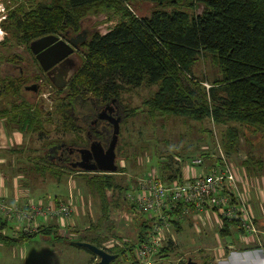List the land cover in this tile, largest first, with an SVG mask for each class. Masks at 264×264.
<instances>
[{
  "label": "trees",
  "instance_id": "1",
  "mask_svg": "<svg viewBox=\"0 0 264 264\" xmlns=\"http://www.w3.org/2000/svg\"><path fill=\"white\" fill-rule=\"evenodd\" d=\"M181 5L186 8H180ZM2 26L11 36L20 39L28 51L31 42L44 36L79 34L83 27L92 31L81 46V69L65 89L54 90L52 98L58 101L56 111L46 113V122L52 124L51 117L60 116L65 122L61 125L65 131L75 129L73 124L67 126L72 119L66 114V103H77L78 98L87 96L93 100L115 98L122 102V92L148 85L158 86V91L146 102L151 113L196 121L211 118L216 125L226 126L222 145L229 154L238 153L243 147L242 139L249 142L250 130L264 137V0H50L31 10L23 5L11 10ZM208 54L220 66L222 77L206 90L192 69ZM30 82L28 77L7 74L0 96L13 101L0 107V117H5L22 133L26 130L37 133L40 129L45 133L40 119L43 105L37 108L34 99L28 100L25 96V85ZM125 109L126 118H131L130 109ZM54 142L48 143L45 150ZM41 159L47 163L43 165L45 173L66 175L65 169L55 168ZM122 171L124 168L118 172ZM81 174L102 204L104 216L93 231L104 228L102 222L107 219L113 227L110 219L117 207L112 206L118 201L110 199L116 192H128L130 185L120 184L116 175ZM180 211L176 210L178 215ZM222 224V238L232 236L233 226L241 230L235 221L222 219ZM152 225L153 221L147 219L142 222L137 241L111 249L104 247L101 235L82 241L117 254L119 257L112 264H121V261L127 264L128 252H133L148 238ZM9 227L7 222L1 224L0 243L5 245L17 246L41 235L77 246L75 241L60 236L55 225L47 229L41 226L38 233L29 235L20 231L15 238L5 235ZM169 250L163 248L162 257Z\"/></svg>",
  "mask_w": 264,
  "mask_h": 264
},
{
  "label": "rangeland",
  "instance_id": "2",
  "mask_svg": "<svg viewBox=\"0 0 264 264\" xmlns=\"http://www.w3.org/2000/svg\"><path fill=\"white\" fill-rule=\"evenodd\" d=\"M48 2L50 0H0V93L4 90V78L8 73L19 76L20 68L28 72H30V67L39 69L38 66H34L36 59L31 54V49L28 51L25 46L21 45L20 39H16L13 35L11 36L10 31L8 32L3 28L2 24L6 21L5 17L9 16L11 10H16L21 5L26 6L27 10H31L36 8L39 3ZM179 7L182 9L186 8L185 5ZM164 8L168 10L172 7ZM86 30L92 32L90 28L83 27L79 34L82 35ZM19 60L22 63L19 64L17 62ZM192 72L196 78L203 82V87L206 90H208L207 85L212 86L214 81L222 77L220 66L209 54L197 61L193 66ZM33 83L36 84V82H30L28 86L34 85ZM157 91L158 86L143 85L137 89L130 88L121 94V101L124 107L128 108V110L130 109L132 117L124 119L120 125L118 145L120 146V151L117 164H119V169L125 168V171L111 174L116 175L115 177L120 184L126 186L128 182H131L132 185L134 177L153 169L167 175L165 170L170 168V172L174 173L173 176H176L175 171L179 169L185 160L184 155L190 149L189 146H197L201 149L200 151L207 150L208 156L212 153L216 155L219 153V148H221L235 168L237 167L235 156L233 154L230 156L222 145L223 137L227 130L226 126L216 125L211 118L196 121L187 117L164 116L157 112L151 113L146 102ZM26 92L27 95L25 96L27 99H34L37 108L40 104L43 105V113L40 119L44 122L46 132H40L42 129L37 133H34L33 130H26L24 134L29 138L30 146L34 148L44 142L41 145L42 157L44 158V149L48 143L62 138L70 142L74 134L65 131L61 127V119L57 114L51 117L53 124L46 122V113L55 112V107L58 104V101L56 102L52 98L54 90L42 91L41 95H38V93H35V95L31 94L33 93L32 91L26 90ZM11 100L13 101L10 97L1 99L0 96V107L8 105ZM42 134H45V136H42ZM174 156H176V159ZM204 156L207 157V155ZM171 157L176 162L171 161ZM186 159L191 160L189 157ZM169 164H171L170 167H168ZM237 172L240 179L238 187H241L244 179L239 169ZM81 173L83 172H75L72 181L76 197L75 206H77L80 215H75L72 218L73 221L58 222L60 236L63 238L69 237L75 241H82L83 235H91L88 231H92L94 234L101 235L100 238H104L103 245L105 244L107 249L113 248L115 244L122 245L127 242L131 244L135 240L137 241V235L141 232L142 222L146 221L147 217L136 212L131 201L127 200L130 190L122 194L116 192L115 197L110 199L111 201H118L116 205L113 204L112 206L113 208L117 207L113 209L114 212H112V218L110 219L113 227L109 226L110 223L107 219L102 222V224L104 223L102 225L105 226L104 228L98 229L99 231L96 230L97 232L93 231V227H96L100 219L103 218L102 216H104L102 204L100 198L89 188L87 189L82 180L84 176ZM42 174L41 171L33 170L32 175L29 177L30 182H40ZM137 217L140 219H137ZM219 220L217 213L211 208L204 209L201 212L190 213L183 222L179 223V225H173L167 232L166 248L170 249L167 255L164 254V257H157L151 264H185L189 259L196 264H229L231 251L243 249L245 246H252V244L257 246L255 241H251L250 238L244 244L242 243V247L237 243H229L231 241L234 242V235L231 238H219L220 234L218 232L221 226ZM41 226L45 229L48 228L46 225ZM150 233H152V229ZM8 234L13 238L18 236L10 232ZM40 236L30 238L23 245L14 248V252L20 256V264H95L97 261L96 256L87 254L84 251L79 252L73 249L66 241H54L52 239L54 242H47L44 241L45 238ZM88 237L85 236L84 238ZM227 242L229 244H225ZM255 255H253L252 262H254V259H258V256ZM206 259H209L207 263L204 262ZM127 263L131 264L133 262L127 261ZM121 264H124V261H121Z\"/></svg>",
  "mask_w": 264,
  "mask_h": 264
},
{
  "label": "built area",
  "instance_id": "3",
  "mask_svg": "<svg viewBox=\"0 0 264 264\" xmlns=\"http://www.w3.org/2000/svg\"><path fill=\"white\" fill-rule=\"evenodd\" d=\"M204 155L193 157L191 163L202 167L206 158ZM218 155L220 161L217 167L200 172L191 171L173 182H166L161 172L154 169L135 178L127 200L131 201L136 212L153 221V225L148 238L139 243L133 252H128L129 261L151 264L157 257H162V249L167 244V232L174 223H181L190 213L207 208L214 210L221 220L235 221L244 234L241 239L243 244L250 238L261 246L264 234L255 222L250 204L239 192L237 171L224 151L220 150ZM177 209L181 210L180 215ZM75 210L73 195L56 205L34 202L9 205L0 197V230L1 224L7 222L10 225H21L25 234H34L41 227L40 219L46 222L55 220L57 223L73 221Z\"/></svg>",
  "mask_w": 264,
  "mask_h": 264
},
{
  "label": "crops",
  "instance_id": "4",
  "mask_svg": "<svg viewBox=\"0 0 264 264\" xmlns=\"http://www.w3.org/2000/svg\"><path fill=\"white\" fill-rule=\"evenodd\" d=\"M250 131L251 132L249 133L248 139L249 142L247 143L242 139L241 144L243 145V147H241L238 153L233 154V156H235V163L237 166L235 170L238 171L239 169L244 179L243 185L241 187H238L239 192L240 194L244 195V197L250 204L255 222L260 231L264 234V137L256 136L253 133V130ZM43 144L44 142L41 145ZM41 145L35 148L30 146L29 138L25 136L24 133L15 129V127L11 123H9L5 117H0V197H2V199H4V201L9 205H26L30 202L46 204L52 203L56 205L61 201L67 200L70 195H73L74 199L76 198L74 195L75 189H73L74 187L72 184L75 172L66 171L65 169L66 175L63 177H60L59 174L58 176H53L50 173H45L43 165H46L47 163L45 164L44 162H42L41 158H43V151ZM189 148L190 149H188L186 155H184L185 160L180 165L179 169H176L175 171V173L177 174L176 176H173L174 173L170 172V168L169 170H165L167 175L161 173L166 182L180 180L191 171L200 172L201 170H210L218 166V163L220 161L218 153L216 155L212 153L210 156H208V154H205L207 155V159L205 158L204 165L202 167L193 165L191 163V160H187L186 158H196L208 151H200L201 149L197 146H189ZM220 150L221 148H219V151ZM175 157L176 156H174V158ZM174 158L170 160L175 161L176 158ZM170 165L171 164H169L168 167H170ZM53 167L62 169L56 166ZM33 170L39 172L41 171L43 173L41 175L40 182H30L29 177L32 175ZM138 176L134 178H137ZM165 176H168V178H166ZM82 180L84 181L85 186L88 189L85 179ZM135 180L136 179H133L132 185L133 183H135ZM128 185H130L131 190V182H128ZM75 207V215L78 216L80 215V213L77 209V206ZM219 221L221 222V226L219 224L220 229L218 234H220L223 226L222 220L220 219ZM39 224L40 226L46 224L47 226H59V224L55 220L46 222L45 220L40 219ZM230 230L232 232V236H230L229 238L233 237L234 235V242L231 241L229 243H237L242 247L244 234H242V232L234 226L231 227ZM20 231H22L21 225L12 224L11 227H9V229L5 231V235L13 238L8 234V232L13 235L17 234L19 236ZM88 232L91 235L85 234L82 238H84L85 236H89L88 238L97 236V234H94L92 231ZM220 237L221 236H219V238ZM41 238H45L44 241L47 242L60 241H53L52 237ZM229 243L227 242L225 244ZM255 243L257 244V246L253 244L252 246L247 244L248 246L244 245L245 248L243 249H235V251H231V260L228 263L264 264V235H262L261 246L257 242ZM21 245H23V243L17 246H9L0 243V264H20V256H18L19 254L17 255L14 252V248ZM70 246L73 247V249L78 250L79 252L84 251L79 249L77 246H73L71 244ZM104 247L107 248L105 244ZM86 253L90 254L88 252ZM254 254H256L255 256H258V259H254V262H252Z\"/></svg>",
  "mask_w": 264,
  "mask_h": 264
},
{
  "label": "flooded vegetation",
  "instance_id": "5",
  "mask_svg": "<svg viewBox=\"0 0 264 264\" xmlns=\"http://www.w3.org/2000/svg\"><path fill=\"white\" fill-rule=\"evenodd\" d=\"M87 35H89L88 30L84 31L82 35L71 34L69 32L66 33V35L57 34V36H60L65 41L73 40L77 45L79 55H81V46L84 44ZM34 57L36 59L35 55ZM36 61H34V66H38L39 69L30 67V72H28L20 68V75L18 77H28L30 81L36 82L39 86L38 93L57 89L50 81L47 73L41 68L39 62ZM17 62L19 64L22 63L21 60ZM26 87H28V85H25V90ZM66 104L68 105L65 109L66 114L72 119L67 126L71 127L72 124L74 125L75 129L71 131L74 137L70 142L63 138L55 140L46 150L44 149V158L53 166L66 170H77L72 167L81 160V150L93 148V152L99 153L102 149L97 144H100L106 151L111 147L115 136L114 122L117 119H120L122 122L126 119L127 113L123 103L115 98L109 100H93L92 96H87L85 98H78L77 103ZM61 125L64 126L65 122L61 121ZM118 145L116 148L117 158L120 151V146ZM93 163L94 161L91 158L87 162V165L92 166Z\"/></svg>",
  "mask_w": 264,
  "mask_h": 264
},
{
  "label": "water",
  "instance_id": "6",
  "mask_svg": "<svg viewBox=\"0 0 264 264\" xmlns=\"http://www.w3.org/2000/svg\"><path fill=\"white\" fill-rule=\"evenodd\" d=\"M30 49L36 56L41 68L47 73L50 81L58 90L65 89L82 67V60L73 40L65 41L60 36L48 35L31 42ZM26 90L38 93L39 86L34 84L26 87ZM120 122V119L114 122L115 136L111 147L107 151L100 144H97L102 149L99 153L93 152V148L83 149L81 150V160L74 164L72 168L83 173L117 174L119 166L116 163V148L120 138ZM91 158L94 161L92 166L87 165ZM75 244L95 255L97 257L95 264H112L119 257L117 254L110 253L91 242L75 241ZM188 264L196 263L189 259Z\"/></svg>",
  "mask_w": 264,
  "mask_h": 264
},
{
  "label": "bare ground",
  "instance_id": "7",
  "mask_svg": "<svg viewBox=\"0 0 264 264\" xmlns=\"http://www.w3.org/2000/svg\"><path fill=\"white\" fill-rule=\"evenodd\" d=\"M179 211H180V209H179ZM181 212V211H180ZM216 213V212H215Z\"/></svg>",
  "mask_w": 264,
  "mask_h": 264
}]
</instances>
